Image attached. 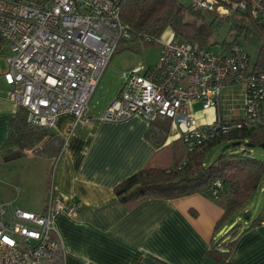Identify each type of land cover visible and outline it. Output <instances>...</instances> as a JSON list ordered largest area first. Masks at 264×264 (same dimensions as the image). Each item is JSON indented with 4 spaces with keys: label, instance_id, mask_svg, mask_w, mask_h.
I'll use <instances>...</instances> for the list:
<instances>
[{
    "label": "built area",
    "instance_id": "1",
    "mask_svg": "<svg viewBox=\"0 0 264 264\" xmlns=\"http://www.w3.org/2000/svg\"><path fill=\"white\" fill-rule=\"evenodd\" d=\"M197 9L231 13L215 0H190ZM123 0H0V71L9 97L27 111L34 126L53 129L60 113L89 121V102L118 44L132 38L120 19ZM233 10L264 15L259 0H242ZM157 61L121 71L118 94L98 116L120 120L138 115L148 123L170 120L186 148L240 130L264 126V68L253 66L243 45L226 49L202 47L178 39L160 40ZM243 90L241 114L199 124L193 101L203 110L218 107L222 90ZM211 192L216 197L217 188ZM17 194H18V188ZM53 193L51 184L40 213L15 206L0 197V264H49L61 249L55 215L71 213ZM264 224V214L261 217Z\"/></svg>",
    "mask_w": 264,
    "mask_h": 264
},
{
    "label": "crops",
    "instance_id": "2",
    "mask_svg": "<svg viewBox=\"0 0 264 264\" xmlns=\"http://www.w3.org/2000/svg\"><path fill=\"white\" fill-rule=\"evenodd\" d=\"M234 86L238 85L230 87ZM230 87L222 90L219 106L214 107L215 117ZM9 90L0 76V150L17 109ZM117 94L101 108L90 109L89 121L77 120L70 112L58 115L53 130L64 138V145L55 160L26 155L36 159L31 177L38 184L36 195L25 203L38 212L30 211H43L51 184L55 196L69 205L76 204L71 213L55 215L61 249L49 264H222L209 257L212 241L221 237L226 224L217 226L223 210L215 199L195 193L148 199L127 207L116 197L115 186L144 167L156 151L146 136L149 123L141 116L98 118ZM224 112L220 115L234 117ZM159 121L170 123L166 118ZM199 124L206 123L199 120ZM171 131L178 135L172 136ZM178 137L179 131L170 123L166 141ZM3 162L7 161L0 155V166ZM10 175L7 167L0 171V178ZM12 180L24 187L30 177ZM5 190L0 185L1 199L14 204L13 194ZM246 206L240 215L247 222H239V230L248 229L236 242L228 262L264 264V224L252 225L255 218L247 213ZM263 214L264 207L259 216Z\"/></svg>",
    "mask_w": 264,
    "mask_h": 264
},
{
    "label": "trees",
    "instance_id": "3",
    "mask_svg": "<svg viewBox=\"0 0 264 264\" xmlns=\"http://www.w3.org/2000/svg\"><path fill=\"white\" fill-rule=\"evenodd\" d=\"M239 1L242 0H215L216 5L240 14L250 24L245 22L231 24L229 31L233 32V38L220 43L226 49L232 43L239 42L240 35L248 38L253 30L264 36V15L258 14L252 18L247 10H233V4ZM259 1L264 6V0ZM213 11V18L207 20L201 9H197L192 2L185 5L180 0H123L120 19L130 27L132 38L153 41L169 31L171 39L209 47L212 45L210 39L215 33L214 20L228 16H219L217 10ZM3 44L4 41L0 38V46ZM251 63L253 66L264 68V44L258 49L256 57L251 59ZM26 116V109L17 105L0 155L4 157L13 152H20L21 155L31 153L55 160L64 145V138L53 129L29 124ZM169 128V121L157 119L149 123L146 136L156 146V151L144 167L115 186L116 197L127 207H133L148 199H173L195 193L212 198L211 192L216 188L215 182L219 181L221 186L217 188L215 200L223 213L217 226L231 221L258 189L264 177V161L247 154L244 150L234 152L236 146L231 144L246 141L259 146L264 142V126L222 135L205 141L192 150L186 148L181 137L167 142ZM223 143L229 145L230 152H225L226 148L215 160L206 165L203 158L207 150ZM199 172H202V176L197 180L172 183L176 178L185 175L193 177ZM261 217L262 215H258L253 219L252 225L261 223ZM247 229L239 230L238 223L217 241L213 240L209 257L216 262L230 264L228 259L234 246Z\"/></svg>",
    "mask_w": 264,
    "mask_h": 264
},
{
    "label": "rangeland",
    "instance_id": "4",
    "mask_svg": "<svg viewBox=\"0 0 264 264\" xmlns=\"http://www.w3.org/2000/svg\"><path fill=\"white\" fill-rule=\"evenodd\" d=\"M180 1L185 5H189L191 2L190 0ZM201 12L207 20H211L214 16V11L212 10L201 9ZM218 15L224 16L220 11ZM236 22H245L249 24L247 19H243L240 14L235 12H231L228 14V16H224L222 19L216 18L214 20L215 33L210 39L212 45L209 46L211 50H217L220 46V43H222L224 40L230 41L233 38V32H230L229 30L231 24ZM238 38L239 42L248 52L251 59L256 57L258 49L264 44V36H261L258 32H256V30L250 32L248 38L243 37V35H240ZM157 39L163 41L170 40L171 33L166 31ZM157 39L150 41L140 38H131L118 44L90 99L89 109L101 108L113 95L119 91L121 87L122 70H127L140 65L143 67L150 66L157 61L159 55V43ZM0 68H5V60L3 55L0 56ZM221 102L223 106L218 109L221 115H225L224 110H226L230 116L241 114L243 108L242 88L240 86L230 87L227 95L222 98ZM192 109L198 122L199 120H202L203 123H209L215 119L214 107L211 109L202 110L201 104L198 101H193ZM171 132L172 136L178 135L176 131ZM245 143L246 141H243L240 145L236 146L234 152H241L244 150L247 154L264 161V149L260 148L259 146L248 147L245 145ZM224 145V143L218 144L208 149L205 157L203 158L204 163L209 165L213 160H215V158L221 153V149ZM225 152L230 151L227 148ZM35 164L36 159L23 155L7 162H3L0 166V171H2L4 167H7V169L11 172V175L8 179L0 178V185L7 188V190H5L7 193L13 194L14 205L26 210L34 211L36 209L26 207L25 203L30 202L31 196L36 195L38 190L37 180L35 178L32 179L31 177V174H33L32 172L35 169ZM27 175H29L30 181L24 187L12 180L16 179V181H24L25 178L27 179ZM16 188H18V194ZM246 204L247 213H250L252 218H256L264 207V177L260 186L250 196ZM242 209L234 215L231 221L226 222L221 236H223L225 232H227L231 227L237 225L239 222H247L240 215ZM36 212L38 211L36 210Z\"/></svg>",
    "mask_w": 264,
    "mask_h": 264
},
{
    "label": "water",
    "instance_id": "5",
    "mask_svg": "<svg viewBox=\"0 0 264 264\" xmlns=\"http://www.w3.org/2000/svg\"><path fill=\"white\" fill-rule=\"evenodd\" d=\"M231 145H232V146H238V145H240V142H238V141H237V142H233ZM245 145L248 146V147H253V146H254L253 144H250V143H245ZM228 147H229L228 144L224 145V146L222 147V149H221V152H223V151H224L226 148H228ZM259 147L262 148V149H264V142L260 143V144H259ZM20 156H21V153H20V152H13V153H10V154L4 156V157H3V160H4V161H9V160H12V159H14V158H18V157H20ZM201 176H202V172H199L198 174H196V175L193 176V177H189L188 175H185V176H183V177H181V178H176V179L172 180V183H178V182H180V181H190L191 179H193V180H197V179H199Z\"/></svg>",
    "mask_w": 264,
    "mask_h": 264
}]
</instances>
